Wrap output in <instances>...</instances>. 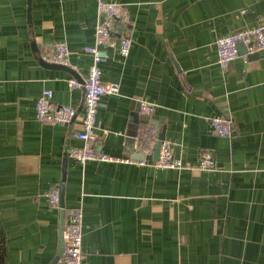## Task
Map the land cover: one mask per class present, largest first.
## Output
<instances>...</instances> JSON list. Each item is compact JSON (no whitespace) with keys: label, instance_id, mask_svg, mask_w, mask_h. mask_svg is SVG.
Returning a JSON list of instances; mask_svg holds the SVG:
<instances>
[{"label":"crops","instance_id":"0c3cea01","mask_svg":"<svg viewBox=\"0 0 264 264\" xmlns=\"http://www.w3.org/2000/svg\"><path fill=\"white\" fill-rule=\"evenodd\" d=\"M121 5L132 43L107 47L101 80L118 82L97 109V145L119 161L68 158L79 144L97 0H0V246L2 264H61L62 217L82 210V264H264V49L226 67L215 39L264 26V0H105ZM64 41L74 69L41 60ZM44 88L73 106L68 123L37 118ZM137 99L155 104L151 115ZM232 123L229 137L209 118ZM195 165L141 159L147 128ZM154 149V148H153ZM153 150L149 153L151 154ZM144 160V162H141ZM56 189L59 205L47 194Z\"/></svg>","mask_w":264,"mask_h":264},{"label":"built area","instance_id":"2783aa9c","mask_svg":"<svg viewBox=\"0 0 264 264\" xmlns=\"http://www.w3.org/2000/svg\"><path fill=\"white\" fill-rule=\"evenodd\" d=\"M97 22L94 30V41L85 47V51L91 56L86 76L83 80L70 77L67 81L69 87H79L83 90L84 104L80 129L76 131L75 138L79 144L70 145L66 150V156L80 164L88 160L119 161L122 158L112 156L100 149L97 145V129L102 134L107 130L97 125V109L100 99L104 95L118 94V82H105L101 80L100 64L108 58L107 47H116L117 52L126 57L129 54L132 40L125 33V24L122 21L121 5L115 2L97 0ZM238 45L245 48L240 53ZM217 51V63L226 67L233 59L242 57L247 59L252 53L264 49V26L244 28L228 35L219 36L215 39ZM41 60L46 63L60 64L70 69L74 66L69 62V50L64 41L55 44L53 51L43 52ZM2 84L0 83V88ZM138 110L151 115L154 111L153 102L137 99ZM35 111L40 120L64 124L71 122L76 117V110L68 104H60L52 99L51 89L44 88L38 95ZM212 131L220 136L229 137L232 132V123L226 117L212 116L209 118ZM157 140L156 131L149 127L143 134L139 146L145 154H149ZM144 162V160H141ZM159 168H190L196 170L213 169L216 165L215 158L209 151H202L197 164L191 165L172 153L171 142L162 140L158 159L153 161ZM48 203L51 207L59 205L60 195L58 190L53 189L47 194ZM82 210L81 208L69 209L66 213L63 228V250L60 257L61 264H82L84 252L82 243Z\"/></svg>","mask_w":264,"mask_h":264},{"label":"water","instance_id":"95a60500","mask_svg":"<svg viewBox=\"0 0 264 264\" xmlns=\"http://www.w3.org/2000/svg\"><path fill=\"white\" fill-rule=\"evenodd\" d=\"M238 49L240 53L245 52V48L242 47L241 45H238ZM164 139V135L161 132L160 134H157V140L155 142V146L153 149V152L151 154H145L144 152L140 153V158L141 159H152V160H157L158 159V155H159V149L161 146V142ZM64 218L62 217V230H61V241H60V248H59V255H61L62 250H63V228H64V222H65V215H63ZM0 264H2V247L0 246Z\"/></svg>","mask_w":264,"mask_h":264}]
</instances>
